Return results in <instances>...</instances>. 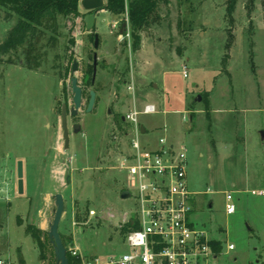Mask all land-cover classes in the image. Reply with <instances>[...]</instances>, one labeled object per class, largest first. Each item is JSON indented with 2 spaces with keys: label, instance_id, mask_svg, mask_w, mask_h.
I'll list each match as a JSON object with an SVG mask.
<instances>
[{
  "label": "rangeland",
  "instance_id": "1",
  "mask_svg": "<svg viewBox=\"0 0 264 264\" xmlns=\"http://www.w3.org/2000/svg\"><path fill=\"white\" fill-rule=\"evenodd\" d=\"M159 5V19L141 33L136 51L131 37L119 40L121 28L113 26L118 18L105 10L96 14L92 31L83 18L59 17V43L45 47L47 55L37 71L25 68L21 55L3 57V264H48L39 260L38 246L25 227L38 228L44 222L49 232L58 194L65 200L60 233L69 247L93 257L129 251L123 217L136 214L139 205L133 186L115 168L112 150L114 144L128 145L118 130L125 128L134 137V125L120 119L135 108L139 124L147 129L139 136L144 151L160 148L163 137L184 148L189 190L195 194L192 205L197 208L191 220L221 241L223 262L264 264V197L253 194L264 191L263 3L237 0L231 12L229 0H169ZM16 21H6L0 11V43ZM95 33L99 62L95 83L89 86L86 72L94 62ZM68 56L72 68L78 62L74 75L85 95L78 117L69 114L71 144L66 149L61 107L71 110L74 97L72 68L68 75L63 72ZM92 91L97 99L88 113ZM147 104L156 106L157 113H142ZM78 123L82 130L74 134L72 125ZM20 162L23 195L18 192ZM122 189L131 190L130 198L122 197ZM229 194L236 206L232 215L226 212ZM228 245L235 249L225 254Z\"/></svg>",
  "mask_w": 264,
  "mask_h": 264
},
{
  "label": "built area",
  "instance_id": "2",
  "mask_svg": "<svg viewBox=\"0 0 264 264\" xmlns=\"http://www.w3.org/2000/svg\"><path fill=\"white\" fill-rule=\"evenodd\" d=\"M125 6L124 18L113 25L115 29L121 28L118 35L121 41L131 37L127 0ZM183 73L187 77L185 66ZM142 113L154 114L157 108L147 104ZM139 114L135 108L125 117L128 123L134 125V137L130 152L117 159V168L127 175L139 205L136 214L123 218V226H134L125 236L129 251L93 257L73 246L67 249L68 253L78 260L76 264H225L223 249L215 251L212 245L214 240L208 231L198 229L191 220L195 210L192 205L195 194L189 190L184 148L177 149L163 137L160 148L144 151L139 141L142 134ZM253 194L264 197V191L254 190ZM232 200L233 196L229 194L226 198L228 215L236 211ZM234 249V245H228L225 254ZM0 264L3 262L0 261Z\"/></svg>",
  "mask_w": 264,
  "mask_h": 264
},
{
  "label": "trees",
  "instance_id": "3",
  "mask_svg": "<svg viewBox=\"0 0 264 264\" xmlns=\"http://www.w3.org/2000/svg\"><path fill=\"white\" fill-rule=\"evenodd\" d=\"M168 3L169 0H127L129 6V23L131 29V38L134 40V50L140 48L141 33L151 25V21L159 19L160 3ZM237 0H229V12L236 6ZM264 6V0H261ZM115 17L123 19L126 11L125 0H107L105 9ZM0 11L5 13V20H11L16 17L14 27L8 32L7 38L0 43V64L3 63V57L11 54L21 55L25 68L29 70H39L47 53L44 51L46 46L55 47L58 42L59 17L75 19L84 15L80 9V0H0ZM95 35H92V38ZM44 41H47L45 43ZM71 45L75 44L70 40ZM69 63L63 69L65 75H68L72 68V56H68ZM93 66H89L86 72V84L92 86ZM122 122V119H120ZM123 132L126 129H121ZM134 226H125L123 232L131 231ZM26 233L35 241L39 249V260L48 262V264H58L55 260L54 246L50 243L48 231L43 232L33 225L25 227ZM126 236V235H125ZM62 242L67 249L68 242L62 236ZM213 248L220 251L223 248L221 241L214 240ZM69 264H76L78 260L67 254Z\"/></svg>",
  "mask_w": 264,
  "mask_h": 264
},
{
  "label": "water",
  "instance_id": "4",
  "mask_svg": "<svg viewBox=\"0 0 264 264\" xmlns=\"http://www.w3.org/2000/svg\"><path fill=\"white\" fill-rule=\"evenodd\" d=\"M105 0H80V5L83 8V10L86 12V15L84 16V23L86 24L87 30L92 31L93 28L96 27L95 21H96V14L103 11L105 9ZM126 27V24H124V28ZM94 53H93V81L92 85L95 83V79L97 77V67H98V53L97 50L99 49L100 41H99V34L95 33L94 36ZM78 69V62L76 61L73 65L71 75L73 77L71 78V87L73 92V108L69 110L65 104L62 105L61 109V126L63 129V140L65 143V148L70 147V126H68V118L69 114L72 118L78 117L79 112L81 111V107L83 106V92L82 87L79 84V78L75 77V73ZM97 94L95 91L91 92L90 100L87 105V112L90 113L94 110V106L96 103ZM201 98H197L196 101H200ZM82 130V125L74 124L73 125V133L78 134ZM146 131L144 127L142 128V133L144 134ZM262 138H264V133H262ZM17 176L19 178L18 182V192L19 194L23 195L24 193V167L23 163L18 164V172ZM70 180V178H69ZM131 196V192L125 191L122 195L124 199H128ZM55 199V212H54V219L52 223L49 225L50 230L48 232V237L50 243L54 246V254H55V260L58 264H69L67 254L68 250L65 244L62 242L61 233H60V224L65 212V200L64 196L62 194H58L54 196Z\"/></svg>",
  "mask_w": 264,
  "mask_h": 264
},
{
  "label": "crops",
  "instance_id": "5",
  "mask_svg": "<svg viewBox=\"0 0 264 264\" xmlns=\"http://www.w3.org/2000/svg\"><path fill=\"white\" fill-rule=\"evenodd\" d=\"M104 11V10H103ZM82 12V11H81ZM83 15L85 16V13L83 12ZM84 16H83V19H84ZM118 33H119V30H118ZM156 107V106H155ZM157 108V107H156ZM145 109V108H144ZM132 111V109L129 111V112H131ZM128 112V113H129ZM128 113L126 114V115H128ZM126 115H124L123 116V118H122V121L123 122H125V123H127V121L125 120V117H126ZM144 126H142V128H143ZM144 129H145V133H144V135L147 133V129L144 127ZM116 130H118V129H116ZM124 131V130H123ZM123 131H121V130H118L117 132H119V135L120 136H122L126 141H127V144L128 145H124V146H120V145H118V144H114L113 145V152H114V154L115 155H117V156H115V158H116V163H117V159H118V157L119 156H121L122 154L124 155V154H128L129 152H130V150H131V145H132V137H131V135H132V133L131 132H129V134L128 133H125V132H123ZM143 134V133H142ZM129 137H130V139H129ZM129 139V140H128ZM172 145H174V144H172ZM175 146V145H174ZM117 170H119L118 168H117V165H116V167H115ZM120 171V170H119ZM121 173H123L122 171H120ZM125 176H126V179H127V182H128V178H127V175L125 174V173H123ZM125 191H127V192H130L129 191V189H122L121 190V192H122V195H123V193L125 192ZM30 199L32 198V197H29ZM125 217V216H124ZM123 217V218H124ZM37 227L38 228H40L43 232H46L45 231V228H44V222H42V223H39V224H37ZM212 240H215V239H212ZM217 240V239H216ZM220 241V240H219ZM223 249V248H222ZM236 260V259H235ZM1 261V260H0ZM2 262V261H1ZM24 262V261H23Z\"/></svg>",
  "mask_w": 264,
  "mask_h": 264
},
{
  "label": "flooded vegetation",
  "instance_id": "6",
  "mask_svg": "<svg viewBox=\"0 0 264 264\" xmlns=\"http://www.w3.org/2000/svg\"><path fill=\"white\" fill-rule=\"evenodd\" d=\"M82 92H83V99H84V95H85V92H84V90L82 89ZM90 95H91V92H90ZM89 100H90V98H89ZM88 103H89V101H88ZM88 105V104H87ZM74 125V124H73ZM73 125H72V129H71V132L73 133ZM195 210H197V208L195 209Z\"/></svg>",
  "mask_w": 264,
  "mask_h": 264
}]
</instances>
